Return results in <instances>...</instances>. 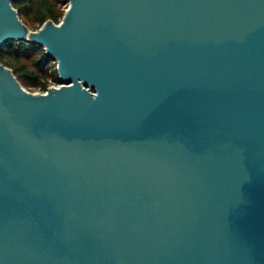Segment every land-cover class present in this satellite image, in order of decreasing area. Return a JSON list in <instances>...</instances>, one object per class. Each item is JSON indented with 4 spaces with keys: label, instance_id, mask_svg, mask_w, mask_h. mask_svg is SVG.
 <instances>
[{
    "label": "water",
    "instance_id": "1",
    "mask_svg": "<svg viewBox=\"0 0 264 264\" xmlns=\"http://www.w3.org/2000/svg\"><path fill=\"white\" fill-rule=\"evenodd\" d=\"M0 264H264V0H68L0 44Z\"/></svg>",
    "mask_w": 264,
    "mask_h": 264
},
{
    "label": "trees",
    "instance_id": "2",
    "mask_svg": "<svg viewBox=\"0 0 264 264\" xmlns=\"http://www.w3.org/2000/svg\"><path fill=\"white\" fill-rule=\"evenodd\" d=\"M21 20L38 28L46 19L59 22L68 0H11ZM0 62L8 66L18 81L29 90H44L48 80L60 83L55 60L41 44L8 39L0 44Z\"/></svg>",
    "mask_w": 264,
    "mask_h": 264
},
{
    "label": "built area",
    "instance_id": "3",
    "mask_svg": "<svg viewBox=\"0 0 264 264\" xmlns=\"http://www.w3.org/2000/svg\"><path fill=\"white\" fill-rule=\"evenodd\" d=\"M58 85H60V83H56V82H54V81L48 80V84H47L46 89H47L48 87L58 86ZM46 89H44V90L35 89L34 91H35V92H45Z\"/></svg>",
    "mask_w": 264,
    "mask_h": 264
},
{
    "label": "rangeland",
    "instance_id": "4",
    "mask_svg": "<svg viewBox=\"0 0 264 264\" xmlns=\"http://www.w3.org/2000/svg\"><path fill=\"white\" fill-rule=\"evenodd\" d=\"M27 89V88H26ZM27 90H29V89H27ZM29 91H33V92H35L34 90H29Z\"/></svg>",
    "mask_w": 264,
    "mask_h": 264
}]
</instances>
